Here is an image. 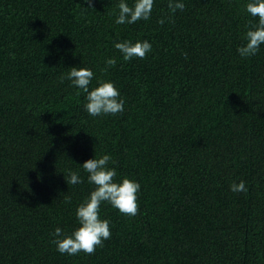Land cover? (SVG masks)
Listing matches in <instances>:
<instances>
[{
	"label": "trees",
	"instance_id": "16d2710c",
	"mask_svg": "<svg viewBox=\"0 0 264 264\" xmlns=\"http://www.w3.org/2000/svg\"><path fill=\"white\" fill-rule=\"evenodd\" d=\"M245 3L153 0L147 20L116 24L117 0H0V264H264V44L236 52L257 19ZM123 39L152 47L125 61ZM75 65L90 87L112 80L123 111L90 116L62 78ZM103 152L115 179L139 181L137 212L102 203L109 238L60 253L50 234L76 226L93 187L65 170Z\"/></svg>",
	"mask_w": 264,
	"mask_h": 264
},
{
	"label": "clouds",
	"instance_id": "9594fccd",
	"mask_svg": "<svg viewBox=\"0 0 264 264\" xmlns=\"http://www.w3.org/2000/svg\"><path fill=\"white\" fill-rule=\"evenodd\" d=\"M88 8H91L92 0H86ZM153 0H117L114 23L132 24L138 19L147 20L151 14ZM171 11L183 9L184 0H168ZM84 8V7H83ZM87 9V8H84ZM244 10L250 17H256L255 23L249 21V25L243 33V42L236 47V52L241 57L254 55L261 44H264V0H246ZM164 19H158L163 23ZM118 49L121 58L125 61L134 57H144L151 50V43L147 39L134 41L123 39L116 40L112 45ZM116 63L113 56L105 57V66ZM93 71L88 66H70L62 78H67L69 83L84 94L83 109L90 116L115 114L123 111L125 98L119 88L110 79L96 77V83L90 87ZM75 163V162H74ZM77 169H66L67 182L79 184L81 182L82 169L87 175L84 177L93 187L86 196L75 206L74 216L76 226L71 231H65L60 226L53 228L51 242L60 253L69 255L77 252L91 253L94 248L101 245L111 235L109 220L100 216L102 203L109 204L118 212L126 215H135L137 212V194L140 183L127 175L117 177L115 160L108 152L90 156L83 160ZM64 177V176H63ZM229 189L233 192L246 191L244 180L232 181ZM66 200L70 197L65 196Z\"/></svg>",
	"mask_w": 264,
	"mask_h": 264
}]
</instances>
